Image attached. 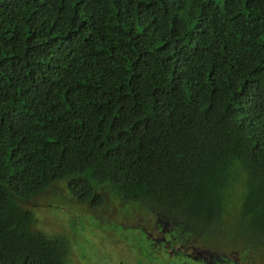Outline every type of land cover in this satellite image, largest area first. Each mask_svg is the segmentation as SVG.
Returning <instances> with one entry per match:
<instances>
[{
    "label": "trees",
    "instance_id": "1",
    "mask_svg": "<svg viewBox=\"0 0 264 264\" xmlns=\"http://www.w3.org/2000/svg\"><path fill=\"white\" fill-rule=\"evenodd\" d=\"M57 182L219 229L241 183L264 246V0H0V264H70Z\"/></svg>",
    "mask_w": 264,
    "mask_h": 264
},
{
    "label": "rangeland",
    "instance_id": "2",
    "mask_svg": "<svg viewBox=\"0 0 264 264\" xmlns=\"http://www.w3.org/2000/svg\"><path fill=\"white\" fill-rule=\"evenodd\" d=\"M104 194L105 203L98 208L91 201L72 197L62 183H56L25 207L34 213L37 229L56 235L69 245L70 264H205L192 257L194 250L190 247L183 248V255H175L158 242L149 246L140 227L159 236L153 224L148 225L154 222L153 215L156 217L154 206L146 208L144 202H138L133 211L113 191L106 189ZM180 225L193 231L199 246L225 251L232 244L242 248V261L255 255L256 259L260 257V251L256 254L250 247V236L244 230L235 232L234 222L222 233L214 223L204 226L184 219ZM205 237L210 239L209 243L204 242ZM212 249L209 252L214 253ZM227 254L234 256L230 251ZM227 264L234 262L229 260ZM241 264L252 263L249 259Z\"/></svg>",
    "mask_w": 264,
    "mask_h": 264
},
{
    "label": "clouds",
    "instance_id": "3",
    "mask_svg": "<svg viewBox=\"0 0 264 264\" xmlns=\"http://www.w3.org/2000/svg\"><path fill=\"white\" fill-rule=\"evenodd\" d=\"M57 183H60V182H57ZM65 191H66V187H65ZM111 191H113V190H111ZM232 191H233L232 193L227 194V199H226L227 207H226V211H225L224 216H223L224 221L225 220L226 221H225L224 227L220 229L221 233L224 231L225 228H227V225L230 224L231 220L237 219L239 212H240V205L242 203L241 201H242L243 194H244L242 184L238 183L236 188L233 189ZM113 192H114L115 197H118L124 204L129 205L132 208H133V205L138 204V202H144L146 208L150 207L151 205L154 206V211H155L156 217H154V215L150 212V214L153 215L154 222H148V225L150 226L151 224H153L152 228L156 232H159V237H162V236L165 237V240L162 242H158V241L154 240L153 234L145 231L144 228L140 227L141 232L145 235V237L148 240L149 246H151L152 244H156L158 242V243L162 244L163 247L168 246L170 251H173L172 253H175V255H180V254L183 255L184 254L183 248H189L190 247L194 250L191 253L192 257L195 260H199L205 264H227L229 262V260H232L234 262V264H241L243 262H248L249 259L250 260L252 259V257H250V258H246L242 261L241 256H240L242 249H237L234 247V245L229 244V243H228L229 246L227 247V249L225 251L224 250L219 251L216 249L199 246L196 238L194 237L193 231L181 228L180 223L184 222V220L181 219V221H179V220L174 219V220L170 221L168 212H163L159 216H157V212H156L157 207L155 204H150L147 200H144V199L136 200V201L123 200V199H121L120 194H118L117 191L114 190ZM66 195H67V193H66ZM105 200H106V198H105V194H104V203H105ZM125 202H129V203H125ZM104 203L101 206H97V207L98 208L102 207L104 205ZM132 210L134 211V208ZM173 217H175V216H173ZM229 220H230V222H228ZM165 222L169 223V225H165L166 228H168L170 225L176 226V224L179 223L180 226L176 227V229L172 233V238L174 240L171 239V235H170L171 233L170 232H161L160 229L157 230L155 228V223H159L158 227L160 228L161 224H164ZM188 222H193V221H188ZM141 223H143V222H141ZM195 223L199 224L198 222H195ZM235 223L236 222H234V224ZM157 236H155V237H157ZM204 242L209 243L210 239L205 237ZM68 248H69V245H68ZM174 248H175V250H174ZM209 249H212L214 253L209 252ZM227 251L232 252L234 256H229L227 254ZM259 251H260V257H258V259H256L257 256L256 255L253 256L255 263H253L251 261L252 264H264V246L257 248V251H254V252L257 254V252H259Z\"/></svg>",
    "mask_w": 264,
    "mask_h": 264
},
{
    "label": "flooded vegetation",
    "instance_id": "4",
    "mask_svg": "<svg viewBox=\"0 0 264 264\" xmlns=\"http://www.w3.org/2000/svg\"><path fill=\"white\" fill-rule=\"evenodd\" d=\"M165 225H169V223L168 222H165L164 224H161V226H160V228L158 227L159 226V223H155V228L157 229V230H159L160 229V231L161 232H170L171 234V239H173L172 238V233L174 232V230L176 229V227H175V225H170L168 228H166L165 227ZM153 239L154 240H156V241H158V242H162V241H164L165 240V237H159V236H157V237H155V236H153ZM174 240V239H173ZM176 248V247H175ZM175 248H174V250H175ZM173 252V251H172ZM213 258V257H212ZM211 258V259H212Z\"/></svg>",
    "mask_w": 264,
    "mask_h": 264
}]
</instances>
